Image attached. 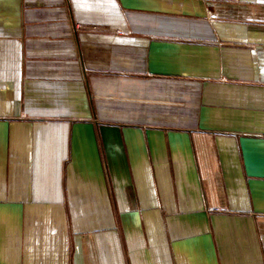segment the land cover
<instances>
[{
  "label": "crops",
  "instance_id": "1",
  "mask_svg": "<svg viewBox=\"0 0 264 264\" xmlns=\"http://www.w3.org/2000/svg\"><path fill=\"white\" fill-rule=\"evenodd\" d=\"M0 264H264V0H0Z\"/></svg>",
  "mask_w": 264,
  "mask_h": 264
}]
</instances>
